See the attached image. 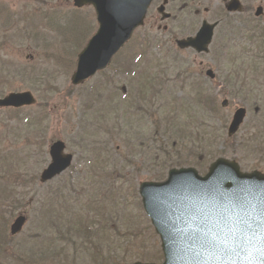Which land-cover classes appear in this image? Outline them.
<instances>
[{
    "label": "rangeland",
    "instance_id": "374dc122",
    "mask_svg": "<svg viewBox=\"0 0 264 264\" xmlns=\"http://www.w3.org/2000/svg\"><path fill=\"white\" fill-rule=\"evenodd\" d=\"M161 1L158 0L154 5L144 26L134 32L127 47L113 58L105 70L106 74H111L114 63L123 61L130 55L132 48L143 39V43L146 41L149 44L147 47L149 50L146 49L145 53V58H149V61L144 63L140 59L139 69H146L150 75L158 74L159 78H167L173 73V77L175 76L177 69H173L168 64L169 53L199 68L197 72L203 73L206 68L215 70L216 45L209 56L201 57L191 50H178L175 41L193 35L200 27L201 20L209 19L205 17V8L208 9L207 14H213L217 7H222V3L220 4L218 0H166L165 13L170 14L171 17L161 21L160 15L155 11V7ZM195 13L202 17H189ZM180 19L185 20L179 25ZM192 22L196 27L194 30L191 27ZM97 26L93 8L86 6L76 9L72 0H0V84H2L0 98L13 91L26 90L30 91L37 101L36 105L24 108L19 113L0 110V242L6 243L5 246L0 247V264H107L102 259L103 257L110 261L112 259L107 255L109 251V247L106 248L107 242H110V246H114L116 240L122 239L121 235L125 234L123 229L127 225L137 229L146 222L150 223L142 206L136 204L135 199H132L126 191L120 197L110 194L105 196L111 172L104 170L103 167L107 164L113 166L115 163L111 161L89 167V170L101 177L104 183L101 186L102 181L95 178L96 186L99 188L93 198H88V203L103 209L106 199V212L113 215L110 218L115 223L107 218L104 219L83 203L84 188L90 191L94 178L89 172L86 173L87 162L86 159H80L79 148L83 141L85 144L97 142L98 135L103 138L107 129H111L116 135L115 142L110 145V149L114 150L111 154L115 153V156L121 154L133 162L127 164V160H124L122 166H116V169L123 173L125 170L135 168L136 165L139 169L135 172L138 189L141 182L154 180L151 177H155L156 181H162L166 179L168 173V167L156 170L155 165L151 166L154 157L167 158L168 154H164V151H169L166 145L162 147L157 141H147L138 148L137 145L121 143L124 140L122 138L125 137L124 133L131 134L129 136L131 140H137V137L151 140L156 128L155 120L142 128L136 114L131 115L130 110H133L137 97L136 90L128 85L130 75L110 87L102 88L112 93L109 97L115 101L110 107L112 113L106 118L107 124H111V127L99 129L101 125L90 123L91 118L94 120L101 116L98 105L91 106L86 110L87 114L83 115L82 103L85 100L83 93L88 86L102 82L105 75L98 73L78 86H73L70 78L76 65L77 54L86 45V39L96 32ZM28 33L32 39L25 40L24 37ZM158 46L162 51L157 50ZM202 61L203 66L200 65ZM26 66L35 68L36 75L29 70H26L25 74L23 70ZM149 79V75L148 79L142 76L140 82L146 83ZM153 86L159 87L157 83ZM173 87H168L169 92L165 87L163 90L161 87L162 92L157 99L155 98L157 103L165 102L173 96V100L179 98L182 102L191 99L182 95L183 91ZM208 87L209 93L217 95L215 104L220 110L216 117L206 119L208 125L205 133L199 132L202 140L200 150L191 148L183 151L179 146L184 155L189 152L195 153L185 159L200 168L202 173L207 171L206 168L212 162L220 158L235 160L243 171L264 172V135H255L254 132L246 131L249 126L248 122H245L246 126L241 132L232 138L227 136L228 125L240 98L219 96L220 92L216 85L209 84ZM224 98L228 100L227 109L221 108ZM95 99L94 96L91 101ZM202 99L206 100L204 96ZM121 100H123L122 104ZM249 104L247 120L254 116V109L251 107L253 101ZM157 107L158 105H154L153 109ZM120 111L122 117L118 120L115 114ZM27 115L33 116V120L37 121V127L44 131V138L39 142H26V133H30L33 128L30 120L26 129ZM202 115L203 110L196 113L187 112L181 115L180 120L187 122L189 118L190 121H194V117L202 118ZM165 116H168L167 112L160 111L159 121L164 126L167 123L164 121ZM121 118H124L125 122ZM128 122L130 124H127ZM193 125L195 127L197 124L193 122ZM136 129L141 132V136L133 134ZM58 137L66 145L65 152L74 156L72 165L62 175L42 184L39 182V176L49 163V146ZM243 139L244 144H242ZM9 148L12 150L6 152ZM86 155L93 156L91 152H87ZM169 156L173 157L170 154ZM112 168L114 167L108 166L106 169ZM16 175L19 176L18 180L13 178ZM32 177L35 178L34 183L30 182ZM10 180L11 182H8ZM131 183L134 184L132 181L124 184V189H127L128 185L130 188ZM137 200L140 202L139 196ZM50 209L52 210L49 214ZM18 216L24 217L23 227L18 235L11 237L9 226ZM55 216H59L60 219ZM79 217L82 223L87 222L88 232L93 231L94 235L85 233L78 239L73 231L69 232L68 226ZM92 218L97 219L99 226L88 223ZM56 220L59 221L57 225H52L51 223ZM116 226L120 228L116 230ZM101 229L104 231L102 232ZM41 233L49 234L48 237L56 246L52 251L42 253L38 249L34 252L30 250L32 244L36 242L34 238L40 237ZM98 240L101 242L98 243ZM71 241H78V244L73 245ZM131 245L134 248L128 252L116 253L117 258H113L114 264H129L133 260L160 263L163 260L161 242L156 234L154 236L148 232L139 236ZM95 251L98 255L93 257L91 253ZM119 257L124 259L119 260Z\"/></svg>",
    "mask_w": 264,
    "mask_h": 264
},
{
    "label": "water",
    "instance_id": "95a60500",
    "mask_svg": "<svg viewBox=\"0 0 264 264\" xmlns=\"http://www.w3.org/2000/svg\"><path fill=\"white\" fill-rule=\"evenodd\" d=\"M150 2L74 0L76 7L92 5L99 23L96 35L79 55L72 77L74 84L105 67L142 24ZM203 35L204 32L198 38L201 40ZM206 36L203 44L209 31ZM34 103L29 92L11 93L0 100V107L18 108ZM242 118L243 113L236 115L230 134ZM63 149L62 142L51 146V163L40 176L42 183L69 167L72 157L63 155ZM140 194L162 242L163 264H264V175L241 173L235 163L218 159L204 176L194 169H173L163 183L142 184ZM23 223L24 218H18L11 233L20 231Z\"/></svg>",
    "mask_w": 264,
    "mask_h": 264
},
{
    "label": "flooded vegetation",
    "instance_id": "af4514ba",
    "mask_svg": "<svg viewBox=\"0 0 264 264\" xmlns=\"http://www.w3.org/2000/svg\"><path fill=\"white\" fill-rule=\"evenodd\" d=\"M218 1L222 3V7H217L213 14H207L208 9H204L205 17H209L206 20L217 23L210 45L211 52L216 45L215 74L210 79V84L218 87L219 96L240 98L233 112L234 115L238 109H245L238 133L245 128V122H248L246 131L264 135V13L256 15L250 7L255 5L256 11L258 7L263 11L264 0H240L244 10L226 14L222 12L228 0ZM189 17L202 16L195 13ZM184 20L180 19L179 22ZM203 64L202 61L200 65ZM250 101H253L251 107L254 109V116L247 120ZM227 108L228 105L223 109ZM244 143L243 139L242 144Z\"/></svg>",
    "mask_w": 264,
    "mask_h": 264
},
{
    "label": "trees",
    "instance_id": "16d2710c",
    "mask_svg": "<svg viewBox=\"0 0 264 264\" xmlns=\"http://www.w3.org/2000/svg\"><path fill=\"white\" fill-rule=\"evenodd\" d=\"M27 37H29V35H27ZM36 82L37 81H35V83ZM183 83L184 84L181 85V88L187 87L189 92L192 93V88H191L192 84H185V82H183ZM194 100L197 102L196 106L198 107V109H203V105L205 103V100L202 99V97L200 96V93H196V95L194 96ZM211 106L213 109H215L213 102L211 103ZM179 107L191 109L190 106L186 103H182ZM179 110L172 108L170 118H168L167 123H165L166 126L163 128H160L159 126H157L155 131H154V134H153L154 138L152 137V140L147 139V141H157L159 143H163V141H166V147L169 150L168 152L164 151V154H168L167 158H165V159H163V158L159 159L160 157H154L152 159V163H151L152 167H153V165H155L156 168H161V170H162V169L167 168V167L183 166L187 163L190 164V162H188L186 159L189 156L194 155L195 153L189 152V153H186L184 155L183 151L189 150L191 148H193L196 151L201 149L200 143L202 140H200L201 135H200L199 131H201L202 125L200 124L198 126L192 127L191 123L180 122L178 119ZM155 114L156 113H151V116H155ZM30 120L33 123V128L36 127L37 121L33 120V119H30ZM197 121L199 123L198 119H197ZM27 124H28V122L26 121V129H28ZM201 132L205 133V130L203 129ZM30 139L33 140L31 133H26V142L29 143ZM161 146L163 147L164 144H161ZM179 146H181L183 148V151L179 148ZM169 154L172 155L174 158L170 157ZM17 178H18V176H17ZM31 180L33 183L35 182L34 177H32ZM51 210L52 209H50L49 211H51ZM56 217H57V219H59V216H56ZM77 221H78V224L76 223ZM51 224L56 225L57 223L52 222ZM74 224H75V226H74ZM68 230H69V232L73 231V233L75 235H77L78 239L80 236L84 235L85 233L86 234L90 233V232L86 231V229L80 228V221L79 220H76V221L74 220L71 223V225L68 226ZM123 230L125 231V234L121 235L122 239L114 242V246H110V242H109L106 248L109 247V250H113L115 252L116 251L128 252V250L126 248L128 247V245H130V242H131L130 239L128 238V236L130 235V229H127L125 227ZM46 237H48V236L47 235L45 236L44 234H42L40 236L39 240L32 244V246L30 247V250L32 252H34L36 249H38L40 252L43 253L42 248H44L45 250L54 249L56 247L55 244L52 242H48V239ZM71 242L74 245L78 244V241H76V242L71 241ZM3 245L5 246L6 243L0 242V247ZM110 254H112V253H110ZM91 255L93 257L97 256L98 252L95 251ZM121 259H124V258L119 257V260H121ZM103 260L106 261L107 264H114L113 262L115 261L113 258L111 259V261L106 259V258Z\"/></svg>",
    "mask_w": 264,
    "mask_h": 264
}]
</instances>
